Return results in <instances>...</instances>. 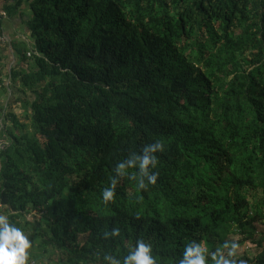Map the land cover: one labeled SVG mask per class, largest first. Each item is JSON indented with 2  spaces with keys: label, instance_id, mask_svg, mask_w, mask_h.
Here are the masks:
<instances>
[{
  "label": "trees",
  "instance_id": "trees-1",
  "mask_svg": "<svg viewBox=\"0 0 264 264\" xmlns=\"http://www.w3.org/2000/svg\"><path fill=\"white\" fill-rule=\"evenodd\" d=\"M24 8L34 50L15 46L0 213L27 263L123 264L142 239L157 264L192 241L251 244L235 259L264 264V0H0ZM157 140L156 183L120 176L104 203L116 164Z\"/></svg>",
  "mask_w": 264,
  "mask_h": 264
},
{
  "label": "clouds",
  "instance_id": "clouds-1",
  "mask_svg": "<svg viewBox=\"0 0 264 264\" xmlns=\"http://www.w3.org/2000/svg\"><path fill=\"white\" fill-rule=\"evenodd\" d=\"M1 27V24H0ZM2 30V28H1ZM3 33V31H2ZM4 34V33H3ZM6 41V38L4 42ZM2 42V43H4ZM0 43V44H2ZM31 53L28 52V55ZM1 61V60H0ZM163 150V144L157 140L154 143L146 144L140 154L133 153L129 158L118 162L115 166L116 175L110 178L108 187L102 190L104 203L113 201L115 198V188L118 178L123 175H130L136 179L140 188H146L147 183L155 184L158 171H150L149 165L156 168L158 158L155 153ZM138 167V173H127L126 169ZM120 233L118 227H113L111 231L103 232L105 238L115 237ZM31 247V241L25 234L23 228L18 227L11 219L9 213H0V264H27L29 253L27 249ZM240 245L235 242L224 241L221 247H217L214 252L209 253L206 243L189 242L185 245L183 256L178 264H207L206 254L211 256L213 264H246V261L235 259L238 255ZM222 249H227V256ZM104 259L108 264H121V260L113 255H105ZM123 264H157L153 255L152 244L138 239L134 248L123 257Z\"/></svg>",
  "mask_w": 264,
  "mask_h": 264
},
{
  "label": "crops",
  "instance_id": "crops-1",
  "mask_svg": "<svg viewBox=\"0 0 264 264\" xmlns=\"http://www.w3.org/2000/svg\"><path fill=\"white\" fill-rule=\"evenodd\" d=\"M26 9L7 16L4 14L0 18V24L6 41L0 44V60L2 63V71L0 78L2 80L0 86V132L3 128V122L7 124L5 119L6 113L10 110L19 112L20 102L18 93V83L11 82L10 70L15 66H19L20 54L15 48L18 43L25 42L28 48H34V40L30 34L26 22L28 20ZM34 50V49H32ZM0 139H2L0 137Z\"/></svg>",
  "mask_w": 264,
  "mask_h": 264
},
{
  "label": "rangeland",
  "instance_id": "rangeland-1",
  "mask_svg": "<svg viewBox=\"0 0 264 264\" xmlns=\"http://www.w3.org/2000/svg\"><path fill=\"white\" fill-rule=\"evenodd\" d=\"M259 230H262V227H261ZM234 238L237 239V236L234 235ZM239 245H240V247H239V249L237 250V251H238V255H237V256L242 255V254L245 253V252L250 253V254H253V253L256 252V249H255V248H250V247H248V245H249V246H252L251 244H248V245H247L246 243H241V244H239ZM237 256H236V257H237Z\"/></svg>",
  "mask_w": 264,
  "mask_h": 264
},
{
  "label": "built area",
  "instance_id": "built-area-1",
  "mask_svg": "<svg viewBox=\"0 0 264 264\" xmlns=\"http://www.w3.org/2000/svg\"><path fill=\"white\" fill-rule=\"evenodd\" d=\"M5 40V36L4 34L2 33V30H1V27H0V43L4 42ZM1 68V67H0ZM27 264H34L33 262H29Z\"/></svg>",
  "mask_w": 264,
  "mask_h": 264
}]
</instances>
